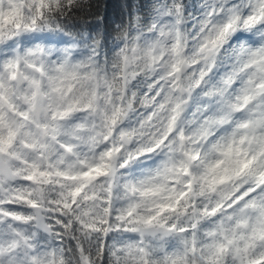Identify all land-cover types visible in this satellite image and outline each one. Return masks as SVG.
<instances>
[{
  "label": "clouds",
  "instance_id": "1",
  "mask_svg": "<svg viewBox=\"0 0 264 264\" xmlns=\"http://www.w3.org/2000/svg\"><path fill=\"white\" fill-rule=\"evenodd\" d=\"M0 264H264V0H0Z\"/></svg>",
  "mask_w": 264,
  "mask_h": 264
}]
</instances>
